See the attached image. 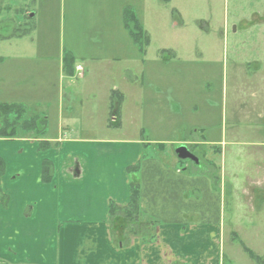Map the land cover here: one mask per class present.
Instances as JSON below:
<instances>
[{
	"label": "rangeland",
	"instance_id": "374dc122",
	"mask_svg": "<svg viewBox=\"0 0 264 264\" xmlns=\"http://www.w3.org/2000/svg\"><path fill=\"white\" fill-rule=\"evenodd\" d=\"M10 3L21 6L23 1ZM32 3L37 16L27 22L38 30L37 33L34 30L33 38L38 42L48 39L47 48L57 57L58 71L51 72L48 79L55 85L56 96L61 87L67 85L63 74L70 77L62 72L64 64L60 68L61 55L64 56L62 60L73 56L71 48L77 53H86L88 46L92 49L96 45L99 50L115 47L117 44L112 41L103 44L101 38L109 36L120 37V44L128 40L126 46L129 44L131 51L134 42L123 25L121 28L120 22L125 23V12L134 14L152 43L150 49L145 47L148 49L144 54L150 50L149 57L152 58L147 64L146 56L138 55L140 48L137 46L134 49L135 63L122 60L117 64L118 70L127 73L114 82L123 94H118L120 99H115L108 123L112 124V114L117 113L120 126L116 128L114 122L112 131H107L103 109L98 104L91 106V110L96 112L90 117L93 122L82 119L78 113L87 107V103L92 101L90 96L96 92L81 93L69 101L66 90V102H76L72 107L78 116H72L76 121L68 122L73 127L71 135L94 141L142 143L138 172L130 175L131 180L137 178L140 197L148 211V216H143L138 222L152 234L156 233L154 220L157 223L219 225L223 233L221 264H264L258 259L264 261V201L260 200L256 186L260 183L257 173L262 168L256 153L264 144V0H172L170 3L161 0H33ZM176 6L192 8L198 17L206 20L194 24L195 15L192 14L187 16L190 21L185 29L178 31L172 26L178 20L169 23ZM226 13L229 18L228 66L220 69L219 75H211L204 70L203 64L184 60L180 63L184 67L183 74L175 76L172 72L179 66L177 60L163 62L162 55V61L158 57L154 61L156 57L152 53L163 49V45L182 36L197 35L194 27H199L203 34L211 30V35H221L220 24ZM212 16L215 23L210 27L208 17ZM13 26L5 22L0 33H13ZM18 42L8 43L9 53L18 51L15 48L20 46ZM208 46L212 47L213 43ZM19 51L22 52L21 48ZM196 58H200L199 53H196ZM75 59L74 75L71 76L75 80L72 82L84 84L85 80H80V77L87 72L89 64ZM144 60L145 63L142 62ZM34 61L41 66L38 58ZM89 77H92L90 82L95 80V77ZM32 78L35 82L39 79L36 75ZM110 83L108 85L111 86ZM177 83L184 85L183 93L176 89ZM54 100L57 101L56 98ZM54 119L53 116L51 120ZM54 125V122L50 124V136H57ZM199 136L206 141L218 139L215 141L222 143L226 153L225 160L217 159L225 168L224 181L220 180L218 186L198 171L216 172L211 167L212 150H193L191 145L184 144L200 160L199 165L192 160H179L175 153L177 141L190 143ZM176 166L181 172L185 168L188 170L182 175L177 174ZM127 231L115 232L113 239L117 245L126 242L128 237L140 238L129 236ZM0 264L8 263L0 261Z\"/></svg>",
	"mask_w": 264,
	"mask_h": 264
},
{
	"label": "crops",
	"instance_id": "0c3cea01",
	"mask_svg": "<svg viewBox=\"0 0 264 264\" xmlns=\"http://www.w3.org/2000/svg\"><path fill=\"white\" fill-rule=\"evenodd\" d=\"M12 1L0 0V27L7 22L14 25V31L16 26L27 24L28 17L36 18L37 13L33 12V0H22L21 6L10 3ZM173 11L176 14L172 12L174 16L169 19V23L178 20L172 25L178 31L185 29L190 21L187 16L192 14L195 15L194 24L206 20L202 16L198 17L197 11L187 6L184 9L176 6ZM208 20L211 27L215 23V17H208ZM120 24L121 28L123 25L128 31L125 23ZM228 26L229 18L226 13L220 24L221 35H211V30L203 34L199 27H194L197 35L182 36L163 45V49L152 53L156 57L154 61L157 57L162 61V55L163 62L177 60L179 66L172 72L175 76L183 74L184 67L180 63L184 60L191 61V64H203L204 70L211 75H219L228 66ZM36 31L38 30L34 27L32 32L20 37L13 33H0V105H24L29 114L45 117L47 122L45 136L20 131L10 138L3 135L0 118V158L6 165L5 174L1 178V189L8 198L7 206L0 201V261L8 264H221L224 256L223 233L219 225L210 223H158L154 242L146 243L141 238H131L127 246L117 245L111 233L110 205L115 203L125 207L129 204V168L140 162L142 143L127 140L94 141L71 135L73 127L68 122L76 121L72 116H80L93 122L90 117L96 112L91 110L92 104H98L103 109L106 130L112 131L108 117L114 109L115 99H120L118 94H123L114 82L118 77L124 78L127 73L116 67L122 60L128 63L132 60L135 63L134 49L138 45L133 41L130 51L129 44L126 46L128 40L120 44V37L109 36L101 38L103 44L112 41L117 44L115 47L105 46L107 48L99 50L96 45L92 49L88 46L86 53H77L71 48L70 52L75 58L82 60L83 64H89L87 72L83 68L84 73L80 77L85 82L74 84L72 81L75 77L63 74L67 85L62 86L56 96L55 85L48 79L51 72L58 71L57 57L48 50V39L38 42L33 38ZM11 42L19 43L20 46H15L17 52L9 53L8 43ZM210 43H213L212 47L208 46ZM151 45L150 42L149 49ZM20 48L22 52L19 51ZM147 53L149 55L144 56L148 64L152 57H149L150 50ZM196 53H199V59L196 58ZM138 55H143L140 50ZM63 57H60V68L64 64ZM37 58L42 62V67L34 61ZM142 62L145 63V60ZM77 67L81 66L77 64ZM77 67L75 73L78 75ZM33 75L39 78L37 82L33 80ZM88 76L95 77V80L90 82L92 77L88 79ZM110 81L111 86L108 85ZM176 89L183 93L184 85L177 83ZM66 90L69 101L81 93H96L90 96L93 102H88L87 107L77 116L72 107L76 102H66ZM34 110L38 113H30ZM53 116L55 119L52 121ZM112 120L118 128L119 118L114 116ZM53 122L57 136L49 135L50 124ZM215 140L206 141L199 136L190 143L179 140L176 144L177 147L191 145L193 150H212L211 167L216 172L202 169L198 171L202 177L207 176L214 186H218L220 180L224 181L225 168L217 159L221 157L225 160L226 153L222 143ZM42 141H48L54 146L41 151ZM261 145L264 147V144ZM263 147L256 153L262 165L257 173L261 184L256 186L260 200L264 201ZM46 161L54 167L50 183L43 182V165ZM176 169V173L181 175L188 170L185 168L181 172L177 166ZM141 211L148 216L142 199Z\"/></svg>",
	"mask_w": 264,
	"mask_h": 264
},
{
	"label": "trees",
	"instance_id": "16d2710c",
	"mask_svg": "<svg viewBox=\"0 0 264 264\" xmlns=\"http://www.w3.org/2000/svg\"><path fill=\"white\" fill-rule=\"evenodd\" d=\"M165 3H170L171 0H161ZM173 13L176 14L175 11ZM31 19L28 20L30 22ZM125 27L127 28L128 32L132 40L137 44L140 48L141 53L144 55L146 51V46L150 44L149 37L143 32L138 21L133 13L125 12ZM34 27L32 24H25L16 26L13 34L15 36H24L32 32ZM76 59L74 56H66L64 59V71L67 73L68 76L74 75V65ZM114 114V116H116ZM0 118L2 120V133L3 135H7L8 137H14L17 135L18 132L22 131L24 133L34 132L36 136L42 137L45 136L46 129H47V122L45 117L38 116V115H31L29 114V110L26 106L21 104H3L0 105ZM113 125V123L111 124ZM114 125H116L114 123ZM51 143L48 141H42L40 143V150L46 151L53 147ZM6 165L5 162L0 158V201L4 206L8 204V198L6 195L3 194L1 189V178L5 174ZM138 172V164L129 168V174H133ZM54 167L50 162H44L43 165V182L50 183L53 179ZM137 178L134 177V180H131V196L130 202L125 207H120L115 203H111L110 205V224H111V233L114 236L115 232L124 231L127 229L129 236L140 237L144 242H154L156 236L152 231H148L145 229L144 226H141L138 222L140 218L144 215L141 211V197H140V185ZM152 219V218H150ZM155 225H157V221H153ZM157 223V224H156ZM132 225V228L128 229V225ZM114 238V237H113ZM130 238L128 237L126 242H120L119 245L127 246L129 244ZM247 251V249H246ZM252 257L255 258L254 254ZM260 259L261 262L262 258Z\"/></svg>",
	"mask_w": 264,
	"mask_h": 264
},
{
	"label": "water",
	"instance_id": "95a60500",
	"mask_svg": "<svg viewBox=\"0 0 264 264\" xmlns=\"http://www.w3.org/2000/svg\"><path fill=\"white\" fill-rule=\"evenodd\" d=\"M175 153L179 160H192L195 162L198 161L197 157L193 153H191L190 149L186 145L178 146L175 149Z\"/></svg>",
	"mask_w": 264,
	"mask_h": 264
},
{
	"label": "flooded vegetation",
	"instance_id": "af4514ba",
	"mask_svg": "<svg viewBox=\"0 0 264 264\" xmlns=\"http://www.w3.org/2000/svg\"><path fill=\"white\" fill-rule=\"evenodd\" d=\"M191 151V150H190ZM192 153V152H191ZM198 159V158H197ZM195 164H198L199 165V163H200V160L198 159V161L197 162H195V161H193Z\"/></svg>",
	"mask_w": 264,
	"mask_h": 264
},
{
	"label": "built area",
	"instance_id": "2783aa9c",
	"mask_svg": "<svg viewBox=\"0 0 264 264\" xmlns=\"http://www.w3.org/2000/svg\"><path fill=\"white\" fill-rule=\"evenodd\" d=\"M80 70H81V69H80ZM80 70H79V71H80Z\"/></svg>",
	"mask_w": 264,
	"mask_h": 264
}]
</instances>
